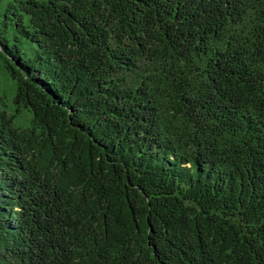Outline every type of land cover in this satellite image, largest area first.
<instances>
[{
    "label": "trees",
    "instance_id": "1",
    "mask_svg": "<svg viewBox=\"0 0 264 264\" xmlns=\"http://www.w3.org/2000/svg\"><path fill=\"white\" fill-rule=\"evenodd\" d=\"M0 68V264H264V0H0Z\"/></svg>",
    "mask_w": 264,
    "mask_h": 264
},
{
    "label": "rangeland",
    "instance_id": "2",
    "mask_svg": "<svg viewBox=\"0 0 264 264\" xmlns=\"http://www.w3.org/2000/svg\"><path fill=\"white\" fill-rule=\"evenodd\" d=\"M14 83L13 80L6 76L3 73V70L0 68V107H6L8 108L9 105L8 104H12L13 100L11 99L14 95ZM5 104H4V103ZM17 123H21V124H26L27 121H23L21 119H19V121Z\"/></svg>",
    "mask_w": 264,
    "mask_h": 264
}]
</instances>
